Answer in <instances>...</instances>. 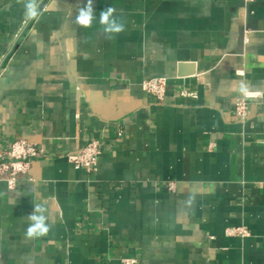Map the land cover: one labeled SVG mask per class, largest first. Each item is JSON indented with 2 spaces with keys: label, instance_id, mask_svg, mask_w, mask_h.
<instances>
[{
  "label": "crops",
  "instance_id": "0c3cea01",
  "mask_svg": "<svg viewBox=\"0 0 264 264\" xmlns=\"http://www.w3.org/2000/svg\"><path fill=\"white\" fill-rule=\"evenodd\" d=\"M37 2L0 0V151L42 149L0 179V264H264V0H92L89 26L88 0ZM241 84L262 93L244 120ZM91 139L96 169L75 168ZM37 205L49 231L29 237Z\"/></svg>",
  "mask_w": 264,
  "mask_h": 264
},
{
  "label": "built area",
  "instance_id": "2783aa9c",
  "mask_svg": "<svg viewBox=\"0 0 264 264\" xmlns=\"http://www.w3.org/2000/svg\"><path fill=\"white\" fill-rule=\"evenodd\" d=\"M71 78V76H70ZM143 89L162 100L165 94L166 81L164 77L144 78L141 81ZM180 94L188 95L189 92L181 90ZM261 91L245 90L234 99L233 113L238 120H244L248 114V107L252 99L261 96ZM127 104V103H126ZM42 149L39 145L29 142L25 138H16L10 142L8 147L0 151V179L14 184L18 176L26 173L30 168V160L40 156ZM101 153V143L98 139H91L79 149L67 154V160L75 168H84L86 171L96 169L98 157ZM167 187L171 190L175 188V183L169 181ZM225 236L245 237L249 235V230L244 225H232L224 228ZM213 238V236H209ZM133 263L134 260L129 261Z\"/></svg>",
  "mask_w": 264,
  "mask_h": 264
},
{
  "label": "clouds",
  "instance_id": "9594fccd",
  "mask_svg": "<svg viewBox=\"0 0 264 264\" xmlns=\"http://www.w3.org/2000/svg\"><path fill=\"white\" fill-rule=\"evenodd\" d=\"M26 17L28 19L37 18L39 15L37 0H25ZM114 8L108 7L103 10L100 15V21L105 25L104 31L107 33H119L124 30V24L118 23L116 18L112 17ZM93 19L92 0H88L87 5L80 9L79 15L76 19V23L82 26H89ZM240 91H245L244 86L241 84ZM44 209L37 205L34 208V212L28 215L31 221L30 226L27 229V236H42L49 231V227L45 223V216L43 215Z\"/></svg>",
  "mask_w": 264,
  "mask_h": 264
}]
</instances>
